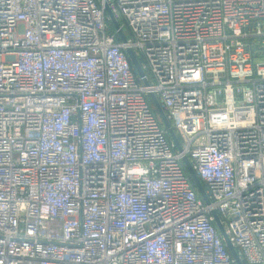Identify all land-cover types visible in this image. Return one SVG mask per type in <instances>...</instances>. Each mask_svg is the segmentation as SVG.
<instances>
[{
  "label": "built area",
  "instance_id": "obj_1",
  "mask_svg": "<svg viewBox=\"0 0 264 264\" xmlns=\"http://www.w3.org/2000/svg\"><path fill=\"white\" fill-rule=\"evenodd\" d=\"M0 264H264V0H0Z\"/></svg>",
  "mask_w": 264,
  "mask_h": 264
},
{
  "label": "water",
  "instance_id": "obj_2",
  "mask_svg": "<svg viewBox=\"0 0 264 264\" xmlns=\"http://www.w3.org/2000/svg\"><path fill=\"white\" fill-rule=\"evenodd\" d=\"M105 8H106V12H107L108 16H110V20H111L115 30L117 31L120 39L125 41L126 40V34L124 33L123 29L121 28L117 17H115L113 15V13L111 12L107 3H105ZM125 50L128 54V57L130 59L132 67H134L136 72L138 73V75L142 77V81L144 82V84H147L148 80L145 76V71H144L143 67H141L137 53L131 47H126ZM149 98H150V101L153 102V105H154L159 117H161L162 123H163L164 127L166 128L167 134H169V136L174 141L175 147L180 150L181 144H180L179 136H178V134H176L175 129H174L171 121L166 116L160 100H158L157 95L154 92H151L149 94ZM182 161L184 163L185 168L187 169V172H189L191 179L193 181V184L196 186V189H197L199 195L201 196V198L204 200V202H210L206 187L202 183V181H201L200 177L198 176V174L196 173L195 169L192 168L189 156H184L182 158ZM211 215L214 218V221L217 225L219 232L225 238L228 250L232 253L236 262L241 263L240 256L236 252V249H235L233 243L229 239V236L226 234L225 228L222 224L221 218L219 217L217 211L215 209H212Z\"/></svg>",
  "mask_w": 264,
  "mask_h": 264
},
{
  "label": "rangeland",
  "instance_id": "obj_3",
  "mask_svg": "<svg viewBox=\"0 0 264 264\" xmlns=\"http://www.w3.org/2000/svg\"><path fill=\"white\" fill-rule=\"evenodd\" d=\"M125 31H126V29H125ZM182 165H183V168H185L183 161H182ZM185 170H186V172H187V169H186V168H185Z\"/></svg>",
  "mask_w": 264,
  "mask_h": 264
},
{
  "label": "trees",
  "instance_id": "obj_4",
  "mask_svg": "<svg viewBox=\"0 0 264 264\" xmlns=\"http://www.w3.org/2000/svg\"><path fill=\"white\" fill-rule=\"evenodd\" d=\"M125 29H126V28H125V27H123V31H124V33H127V31H125Z\"/></svg>",
  "mask_w": 264,
  "mask_h": 264
}]
</instances>
